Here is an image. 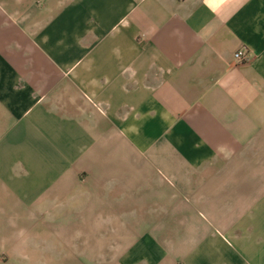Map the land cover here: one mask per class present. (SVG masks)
I'll return each instance as SVG.
<instances>
[{
    "label": "crops",
    "instance_id": "crops-1",
    "mask_svg": "<svg viewBox=\"0 0 264 264\" xmlns=\"http://www.w3.org/2000/svg\"><path fill=\"white\" fill-rule=\"evenodd\" d=\"M37 243L264 264V0H0V264Z\"/></svg>",
    "mask_w": 264,
    "mask_h": 264
},
{
    "label": "rangeland",
    "instance_id": "rangeland-1",
    "mask_svg": "<svg viewBox=\"0 0 264 264\" xmlns=\"http://www.w3.org/2000/svg\"><path fill=\"white\" fill-rule=\"evenodd\" d=\"M48 245L49 244L47 243H37V245L32 249V254L37 255L39 264H43L40 263L42 260L45 263V252L46 249H48ZM53 245V264H62L61 262L63 257L66 259L68 256H78V254H85L87 258H92L95 252L97 253L99 251L101 252L102 257H109V243H54ZM99 245H101V250L99 249ZM99 254L100 253H97V255Z\"/></svg>",
    "mask_w": 264,
    "mask_h": 264
},
{
    "label": "built area",
    "instance_id": "built-area-1",
    "mask_svg": "<svg viewBox=\"0 0 264 264\" xmlns=\"http://www.w3.org/2000/svg\"><path fill=\"white\" fill-rule=\"evenodd\" d=\"M231 58L235 66V65L245 63L248 60L249 56L247 52L243 51L242 49H239L231 55ZM234 66L228 68L227 71L233 68Z\"/></svg>",
    "mask_w": 264,
    "mask_h": 264
}]
</instances>
